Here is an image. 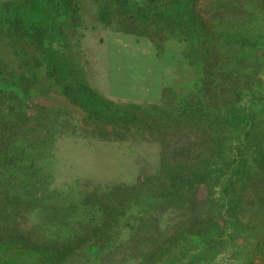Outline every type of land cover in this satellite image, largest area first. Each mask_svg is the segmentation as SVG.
I'll list each match as a JSON object with an SVG mask.
<instances>
[{"label":"trees","instance_id":"trees-1","mask_svg":"<svg viewBox=\"0 0 264 264\" xmlns=\"http://www.w3.org/2000/svg\"><path fill=\"white\" fill-rule=\"evenodd\" d=\"M55 1L0 0V264H264V0H154L187 70L142 115L87 81L80 9ZM112 1L93 0L102 25ZM68 133L154 140V170L62 197Z\"/></svg>","mask_w":264,"mask_h":264},{"label":"rangeland","instance_id":"rangeland-1","mask_svg":"<svg viewBox=\"0 0 264 264\" xmlns=\"http://www.w3.org/2000/svg\"><path fill=\"white\" fill-rule=\"evenodd\" d=\"M24 1L7 0L14 4ZM75 1L83 25L80 31L86 69L84 75L104 98L135 115H142L160 102L162 88L166 84L172 86L175 75L183 80L187 70L184 68L183 44L174 41L162 49V43L154 40L152 24L167 20V16H162L163 19L156 16L154 0L125 1L121 9L124 13L122 22L118 21L120 25L113 21L108 26L100 23L93 0ZM112 2L107 0L104 6L109 11L118 7V2ZM56 5L57 2L51 0L50 5L42 6L40 16H52ZM136 17L140 21L134 22ZM125 28L127 32L123 30ZM154 41L159 47L156 48ZM72 43L76 44L75 40ZM57 102L58 105L65 104L61 99ZM72 114L75 121L80 119L89 125L84 115ZM156 150L154 140L137 135L92 140L74 133L63 134L57 141V163L52 183L62 192V197L83 190L105 192L117 183L133 182L142 171L152 172Z\"/></svg>","mask_w":264,"mask_h":264}]
</instances>
